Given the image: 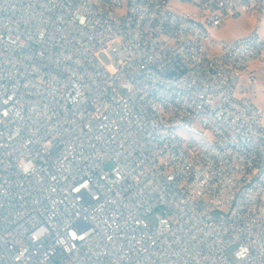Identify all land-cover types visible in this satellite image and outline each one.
Segmentation results:
<instances>
[{
	"label": "built area",
	"instance_id": "obj_1",
	"mask_svg": "<svg viewBox=\"0 0 264 264\" xmlns=\"http://www.w3.org/2000/svg\"><path fill=\"white\" fill-rule=\"evenodd\" d=\"M170 1L0 0V264H264V0Z\"/></svg>",
	"mask_w": 264,
	"mask_h": 264
},
{
	"label": "rangeland",
	"instance_id": "obj_2",
	"mask_svg": "<svg viewBox=\"0 0 264 264\" xmlns=\"http://www.w3.org/2000/svg\"><path fill=\"white\" fill-rule=\"evenodd\" d=\"M170 4L174 9L179 11L191 10L189 5L182 3L180 0H171ZM255 29L261 31L264 36V15L256 13L249 17L244 14L240 17H232L228 19L223 28L211 30L212 38L207 40L206 44L209 45L211 39L229 40L234 37H241L244 33L247 35ZM101 60L111 72H115L122 67L121 60L118 58L101 55ZM256 74L259 81V88L256 94H254V100L256 104L264 108V65L261 66V69H257ZM195 140L199 141V138L195 137ZM106 169L111 170L112 164H108ZM149 222L151 225H156V220L154 218H151Z\"/></svg>",
	"mask_w": 264,
	"mask_h": 264
},
{
	"label": "crops",
	"instance_id": "obj_3",
	"mask_svg": "<svg viewBox=\"0 0 264 264\" xmlns=\"http://www.w3.org/2000/svg\"><path fill=\"white\" fill-rule=\"evenodd\" d=\"M244 35H246V34L244 33ZM244 35H241V36H244ZM235 38H238V37H234V38H231L229 40H232ZM263 65H264V63H255L251 68L257 73V69H261V66H263Z\"/></svg>",
	"mask_w": 264,
	"mask_h": 264
}]
</instances>
